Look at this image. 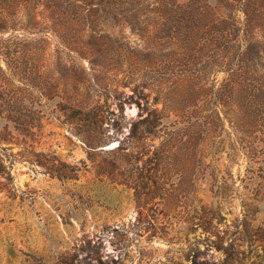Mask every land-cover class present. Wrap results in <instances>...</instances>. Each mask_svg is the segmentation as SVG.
I'll list each match as a JSON object with an SVG mask.
<instances>
[{"label":"rangeland","instance_id":"rangeland-1","mask_svg":"<svg viewBox=\"0 0 264 264\" xmlns=\"http://www.w3.org/2000/svg\"><path fill=\"white\" fill-rule=\"evenodd\" d=\"M2 45L58 94L36 90L45 115L35 141L0 143V264H264V0H0ZM79 52L97 63L90 81L69 67L74 58L90 71ZM0 67L11 81L1 54ZM76 77L81 98L96 83L95 99L108 90L118 117L123 108L121 129L96 148L53 113ZM143 79L168 117L148 137L151 193L140 200L101 167L139 119L126 84ZM32 144L65 172L78 166L77 178L32 163ZM218 235L238 252L208 239Z\"/></svg>","mask_w":264,"mask_h":264},{"label":"trees","instance_id":"trees-1","mask_svg":"<svg viewBox=\"0 0 264 264\" xmlns=\"http://www.w3.org/2000/svg\"><path fill=\"white\" fill-rule=\"evenodd\" d=\"M16 53H18V51L10 50L7 45H2L0 48V54L7 59L8 67L6 73L11 77V81L8 82L0 79V143L2 140L7 142L13 141L15 135L23 136L26 143L29 142L28 138L30 137H32V141H35V128L38 127L39 130L42 129L45 115L43 109H41L42 106L37 101L38 96L36 95V90L43 94L48 92L53 95V93H55L54 97L58 94L56 93L57 83L48 80L45 74L40 73L37 65L21 66L19 62L12 64L9 61L11 58H16L17 61H19L20 56L17 58ZM78 54L80 58L88 59L90 71L87 73L85 66H78L74 58L71 59L72 65L69 67L73 70H77L79 67V69L86 74L85 78H87V81H90L87 76L89 73L97 77L95 74L97 66L96 61L83 52H79ZM0 69L3 70L2 67H0ZM74 74H72V76ZM144 77L145 76H143V78ZM75 80V96L70 97V101H56L57 108L53 110V113L55 112V115L59 119L63 118L61 119L62 124L67 125L88 148H96L106 143L107 138H111V127L117 128L118 130L121 129L123 108L121 112H118L121 113V117H118L115 110L111 109V96L108 94V90L106 93L98 94V98L95 99L91 91L93 90L95 92L94 85H96V83L92 84L90 82L91 84L87 86V95L81 98L80 83L85 80L79 77H76ZM131 84V82L126 84V86L131 87L133 90L132 93H128L127 99L129 102H135L138 105L139 119L133 122L128 135L112 152L114 157L113 162H111L109 166L101 168L104 170V174H112L114 178H121L123 180L121 184L127 185V188L130 190L134 189L135 195H137L140 200H143V194L149 195L151 193L150 187H148V180L150 178L147 174L149 170L147 166L153 161L150 160L149 164L148 162H144V166H141L142 156L150 154L151 151L148 149L147 141L148 137L156 136L157 129L163 126L164 120L168 115L166 114L165 108L159 110L156 107H152L153 105H157L160 99L155 97L153 102L151 101L153 88L147 80L145 81L143 79L139 86L132 87ZM157 93L162 94L163 91L158 89ZM215 94L219 95V89L215 91ZM51 99H53V96ZM211 117L216 118L218 121L221 120L216 110H213ZM167 143H170V139L162 143V145H166ZM31 147L29 152L34 155V158L31 159L32 163L40 164L47 173L53 176H58L62 179L77 178L78 172L81 170L78 166H72L70 171L65 172L60 168L63 162H61L56 155L36 152L33 149L35 148L33 144ZM158 153H160V150L156 152V157L157 155L159 156ZM40 155L43 156V159H39ZM5 158L6 155L3 156L0 154V166H3ZM11 163L14 164V161H11ZM2 170L3 169L0 167V173H3ZM205 218V222L213 224L212 217L205 216ZM213 226L215 227L216 225L213 224ZM208 239H210L217 248L226 251L230 256L238 252V245L235 242H232L229 248H224L222 246L223 237L220 235H218V240Z\"/></svg>","mask_w":264,"mask_h":264}]
</instances>
